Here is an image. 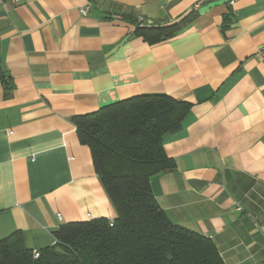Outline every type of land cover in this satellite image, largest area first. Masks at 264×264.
I'll list each match as a JSON object with an SVG mask.
<instances>
[{
  "label": "crops",
  "instance_id": "crops-1",
  "mask_svg": "<svg viewBox=\"0 0 264 264\" xmlns=\"http://www.w3.org/2000/svg\"><path fill=\"white\" fill-rule=\"evenodd\" d=\"M190 12L167 39L138 33ZM155 93L190 103L163 136L157 203L222 264H264V0L0 3V239L40 250L64 223L113 219L72 117Z\"/></svg>",
  "mask_w": 264,
  "mask_h": 264
},
{
  "label": "trees",
  "instance_id": "trees-1",
  "mask_svg": "<svg viewBox=\"0 0 264 264\" xmlns=\"http://www.w3.org/2000/svg\"><path fill=\"white\" fill-rule=\"evenodd\" d=\"M195 16L190 12L138 33L155 43ZM189 106L164 93L141 94L74 115L78 139L90 149L116 216L62 224L55 243L37 257L12 234L0 239V264H222L209 237L168 218L150 185L153 176L174 167L163 136L182 129Z\"/></svg>",
  "mask_w": 264,
  "mask_h": 264
},
{
  "label": "built area",
  "instance_id": "built-area-1",
  "mask_svg": "<svg viewBox=\"0 0 264 264\" xmlns=\"http://www.w3.org/2000/svg\"><path fill=\"white\" fill-rule=\"evenodd\" d=\"M4 1H7V0H0V3L4 2ZM9 1L16 2V1H18V0H9ZM233 1H234V0H229L230 3H232ZM90 7H91L90 2H86L84 6H81V7L79 8V12H80V14H81V15H84V16L87 15L88 12H89V10H90ZM113 17H115V18H120L119 15H113ZM32 252H33V256H34V257H37V256L39 255V251H38L37 249L33 250Z\"/></svg>",
  "mask_w": 264,
  "mask_h": 264
}]
</instances>
